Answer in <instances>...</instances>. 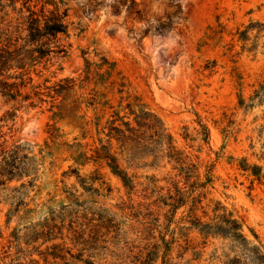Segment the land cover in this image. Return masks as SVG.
<instances>
[{
	"label": "rangeland",
	"instance_id": "374dc122",
	"mask_svg": "<svg viewBox=\"0 0 264 264\" xmlns=\"http://www.w3.org/2000/svg\"><path fill=\"white\" fill-rule=\"evenodd\" d=\"M56 1L68 9L70 48L36 84L74 78L96 108L61 115L51 104L0 97V143L20 158L0 157V264H147V245L160 235L147 241L138 232L156 218L165 228L161 201L175 194L173 180L184 187L166 157L169 136L199 164L202 182L213 167L195 217L214 224L225 210L242 223L249 250L264 248V179L240 169L245 160L264 176V0ZM6 112L13 121H1ZM131 113L152 116L162 139L138 131ZM105 153L130 189L97 160ZM192 205L171 224L168 264H233L250 254L187 230ZM163 253L154 264H164Z\"/></svg>",
	"mask_w": 264,
	"mask_h": 264
},
{
	"label": "trees",
	"instance_id": "16d2710c",
	"mask_svg": "<svg viewBox=\"0 0 264 264\" xmlns=\"http://www.w3.org/2000/svg\"><path fill=\"white\" fill-rule=\"evenodd\" d=\"M20 6V7H19ZM68 9L65 4L56 0H0V97L7 103H28L30 108L37 105L51 104V108H57L61 115L76 116L83 106L86 109H95L96 101L94 97L85 98L77 91L78 81L74 78H64L52 81L44 79L41 84H36L37 79L43 77V73L49 71L54 66L55 60L64 57L70 44L67 42L70 38V26L67 21ZM86 71H89V62H86ZM105 65H110L105 63ZM88 79V76L86 77ZM30 89V92H27ZM135 123L138 131L145 128L152 130L154 135L162 139L160 128H156L154 118L143 114L138 116L135 113ZM14 112H6L1 121H13ZM115 120L112 121L114 125ZM201 128L200 135L203 141H210V131L207 126L198 121ZM126 132L133 135L134 129L130 122H123ZM11 130V128H10ZM111 131L120 133V142L126 139L124 131L117 127H112ZM5 135L0 134V140ZM168 153L166 157L174 164V170L178 173L177 178L184 180V187L180 186V181L171 183L175 194H169L168 198L161 201L163 207L169 208L166 218V226L160 229L159 218L145 223L144 228L140 230L141 236L147 241L155 239L153 234L159 232L160 243H148L150 252L147 264H154L160 251L163 249L164 264H168L167 255L171 252L173 246L177 243L174 231H170L178 211L185 207L189 201L193 204L191 209L194 221L191 222V229H199L206 232L207 235H214L223 239H231L237 243L244 252L250 253L244 257L235 259L233 264H264V248L248 249V241L243 235L242 223L234 219L231 213L221 214L214 224H203L193 214L194 208L203 200V193L198 191L206 190L211 183V167L206 175L205 182L201 181L199 164L194 162L191 157L178 151L172 144L173 138L168 137ZM4 140L0 143V157L5 162L8 159H14L13 162H19V149L14 145L12 150H8ZM197 159V158H196ZM97 160L107 162L112 173L121 180L124 186L130 189L129 178L120 168L117 159L108 154H98ZM240 169L249 173L257 181L264 179L262 169L257 166H250L245 160L240 164ZM184 190H189L186 192ZM157 216V215H156ZM162 230L165 231L163 234ZM169 233L170 240H166ZM147 236V238H145ZM247 261V262H246ZM145 264V263H144Z\"/></svg>",
	"mask_w": 264,
	"mask_h": 264
}]
</instances>
